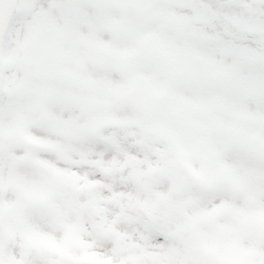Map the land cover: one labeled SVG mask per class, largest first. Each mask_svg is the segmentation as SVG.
<instances>
[{"label": "snow or ice", "instance_id": "1", "mask_svg": "<svg viewBox=\"0 0 264 264\" xmlns=\"http://www.w3.org/2000/svg\"><path fill=\"white\" fill-rule=\"evenodd\" d=\"M0 264H264V0H0Z\"/></svg>", "mask_w": 264, "mask_h": 264}]
</instances>
